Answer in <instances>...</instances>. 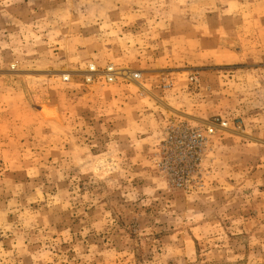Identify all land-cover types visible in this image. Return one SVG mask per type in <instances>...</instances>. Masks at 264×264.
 Wrapping results in <instances>:
<instances>
[{
	"label": "rangeland",
	"instance_id": "rangeland-1",
	"mask_svg": "<svg viewBox=\"0 0 264 264\" xmlns=\"http://www.w3.org/2000/svg\"><path fill=\"white\" fill-rule=\"evenodd\" d=\"M0 264H264V0H0Z\"/></svg>",
	"mask_w": 264,
	"mask_h": 264
},
{
	"label": "built area",
	"instance_id": "built-area-1",
	"mask_svg": "<svg viewBox=\"0 0 264 264\" xmlns=\"http://www.w3.org/2000/svg\"><path fill=\"white\" fill-rule=\"evenodd\" d=\"M133 77L138 78L137 75ZM220 125L225 126L223 123ZM175 132L177 136L169 137L170 139L164 141L156 156L173 186L183 189L186 187L188 178L199 165L203 148L207 142V133L200 129H188L183 125L174 128L173 134Z\"/></svg>",
	"mask_w": 264,
	"mask_h": 264
}]
</instances>
